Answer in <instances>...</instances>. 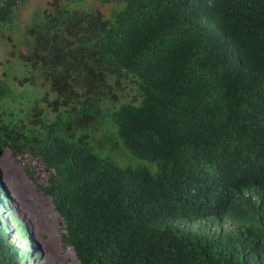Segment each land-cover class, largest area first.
<instances>
[{
  "label": "trees",
  "instance_id": "trees-1",
  "mask_svg": "<svg viewBox=\"0 0 264 264\" xmlns=\"http://www.w3.org/2000/svg\"><path fill=\"white\" fill-rule=\"evenodd\" d=\"M25 1L0 0V264L48 240L3 159L75 264H264V0L54 1L21 26Z\"/></svg>",
  "mask_w": 264,
  "mask_h": 264
},
{
  "label": "rangeland",
  "instance_id": "rangeland-1",
  "mask_svg": "<svg viewBox=\"0 0 264 264\" xmlns=\"http://www.w3.org/2000/svg\"><path fill=\"white\" fill-rule=\"evenodd\" d=\"M54 1H57L59 4L70 5L71 8L77 9L95 7L101 10L106 17H108L113 9L118 7V0H26L20 13V20L18 22L19 25L22 26L24 23H26L35 10L42 11L45 8H49L50 4H53ZM127 92L129 93V97L127 98L131 99L130 97L134 93L129 89ZM128 157L130 160H132L131 163L137 162L129 155ZM116 160L120 162L118 163L117 161L120 166L128 164V160L124 158H119ZM2 164H4L5 177L10 178V182L12 183L13 194L17 200V203L19 204L21 212L25 214L27 219L29 218L30 220L37 222V224L48 237V240H42L38 234L33 233L35 242L37 243L40 251L39 257H36L38 263L75 264L74 259H68V255L60 254L58 250V243L55 233L56 220L51 211L49 203L35 191L34 187L22 181V178L18 176L15 168L12 167L10 163L6 161V159H3ZM5 186L7 187L6 183ZM20 238L23 239L22 236ZM29 264L34 263L32 260H30Z\"/></svg>",
  "mask_w": 264,
  "mask_h": 264
},
{
  "label": "clouds",
  "instance_id": "clouds-1",
  "mask_svg": "<svg viewBox=\"0 0 264 264\" xmlns=\"http://www.w3.org/2000/svg\"><path fill=\"white\" fill-rule=\"evenodd\" d=\"M0 205L4 208L5 211L7 210L6 209L7 205L4 201V199L1 197V195H0ZM0 214H1V216H3L4 220L7 221L9 228L13 230L16 227V224L13 221H10V218H12V216L6 214L3 211H1ZM21 236L23 237V239L20 238L19 243L21 244V246L23 248L26 249V253H28V256L31 258L30 260H32V262L35 264L36 256L33 254V251L36 248H34V244H32L33 242H35V237L33 234H30L28 231L20 233V237ZM23 240H24V243H23ZM36 245H37V243H36ZM37 247H38V245H37ZM30 260H24V264H25V262H26V264H29Z\"/></svg>",
  "mask_w": 264,
  "mask_h": 264
}]
</instances>
